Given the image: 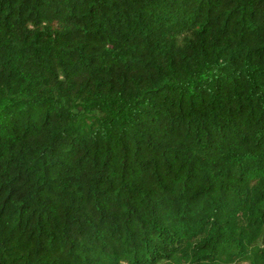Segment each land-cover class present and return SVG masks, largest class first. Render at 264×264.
<instances>
[{
	"label": "trees",
	"instance_id": "trees-1",
	"mask_svg": "<svg viewBox=\"0 0 264 264\" xmlns=\"http://www.w3.org/2000/svg\"><path fill=\"white\" fill-rule=\"evenodd\" d=\"M0 264H264V0H0Z\"/></svg>",
	"mask_w": 264,
	"mask_h": 264
},
{
	"label": "rangeland",
	"instance_id": "rangeland-1",
	"mask_svg": "<svg viewBox=\"0 0 264 264\" xmlns=\"http://www.w3.org/2000/svg\"><path fill=\"white\" fill-rule=\"evenodd\" d=\"M95 114H97V113H95ZM95 114H93V116H94ZM90 117H92V116H90Z\"/></svg>",
	"mask_w": 264,
	"mask_h": 264
}]
</instances>
